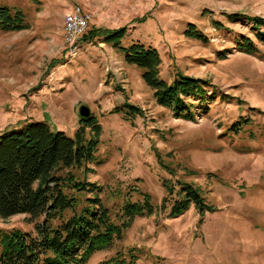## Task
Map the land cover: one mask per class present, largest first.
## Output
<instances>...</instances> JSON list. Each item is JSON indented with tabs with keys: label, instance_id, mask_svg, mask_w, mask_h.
Listing matches in <instances>:
<instances>
[{
	"label": "rangeland",
	"instance_id": "rangeland-1",
	"mask_svg": "<svg viewBox=\"0 0 264 264\" xmlns=\"http://www.w3.org/2000/svg\"><path fill=\"white\" fill-rule=\"evenodd\" d=\"M0 5L21 10L27 25L0 29V134L45 123L70 138L83 127L88 140L96 130L79 114L85 104L101 127L96 153L101 162L60 168L57 174L71 171L102 185L101 196L112 210L134 187L150 194L155 205L86 264L130 252L136 264H264V42L255 30L257 19L264 31V0H0ZM75 7L91 17L76 47L63 30L65 14ZM93 28L100 34L88 37ZM119 28L125 30L116 46L107 36ZM243 36L254 39L258 54L237 47ZM133 44L156 51L159 73L169 83L180 74L207 81L204 102L190 97L194 119L157 101L143 78L145 68L127 60ZM164 179L192 182L213 211L193 205L171 216ZM41 221L26 213L0 216V229L38 235Z\"/></svg>",
	"mask_w": 264,
	"mask_h": 264
},
{
	"label": "trees",
	"instance_id": "trees-1",
	"mask_svg": "<svg viewBox=\"0 0 264 264\" xmlns=\"http://www.w3.org/2000/svg\"><path fill=\"white\" fill-rule=\"evenodd\" d=\"M255 23H258L256 37L264 42V31L259 30L263 21L256 19ZM25 27L21 10L13 11L0 5V29ZM124 30L108 31L111 33L107 40L113 39L112 43L120 46ZM100 31L93 28L88 37ZM187 33L205 39L197 31L189 29ZM237 47L249 54L260 51L250 36L241 37ZM131 49L126 51L127 60L145 68L143 78L155 90L157 101L178 116L194 119L196 106L189 101L190 97H201L204 102L207 81L180 74L169 83L159 73L156 51L138 44H133ZM87 121L96 130L88 140L83 127L75 138H70L63 132L53 133L45 123H32L0 134V216L7 218L26 213L32 219L42 217L38 235L21 229H0V264H86L94 253L122 238L137 216L154 212L151 195L136 187L121 194L123 201L112 210L101 196L102 185L87 182L71 171L57 174L60 168L101 162L96 155L101 127L91 117ZM176 185H179L178 190ZM163 186L168 192L164 202L170 204L168 208L173 217L193 205L200 206L201 210L214 209L204 206L205 197L192 182L164 179ZM133 193L142 194V198L133 199ZM125 255L120 253L100 264H136L133 252Z\"/></svg>",
	"mask_w": 264,
	"mask_h": 264
},
{
	"label": "built area",
	"instance_id": "built-area-1",
	"mask_svg": "<svg viewBox=\"0 0 264 264\" xmlns=\"http://www.w3.org/2000/svg\"><path fill=\"white\" fill-rule=\"evenodd\" d=\"M90 19L89 13L80 7H75L65 14L63 30L67 43L72 46L78 43L89 28Z\"/></svg>",
	"mask_w": 264,
	"mask_h": 264
},
{
	"label": "water",
	"instance_id": "water-1",
	"mask_svg": "<svg viewBox=\"0 0 264 264\" xmlns=\"http://www.w3.org/2000/svg\"><path fill=\"white\" fill-rule=\"evenodd\" d=\"M79 114L82 118H90L92 116L90 107L85 104L80 106Z\"/></svg>",
	"mask_w": 264,
	"mask_h": 264
}]
</instances>
